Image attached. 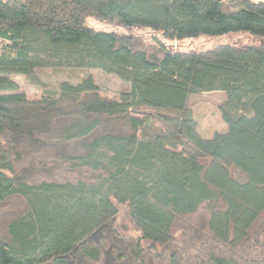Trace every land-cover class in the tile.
Masks as SVG:
<instances>
[{
  "label": "trees",
  "instance_id": "obj_1",
  "mask_svg": "<svg viewBox=\"0 0 264 264\" xmlns=\"http://www.w3.org/2000/svg\"><path fill=\"white\" fill-rule=\"evenodd\" d=\"M90 18L257 43L174 51ZM55 67L131 91L107 98L88 77L31 100L10 78ZM206 93L225 96L211 139L189 110ZM0 264H264V1L0 0Z\"/></svg>",
  "mask_w": 264,
  "mask_h": 264
},
{
  "label": "rangeland",
  "instance_id": "obj_2",
  "mask_svg": "<svg viewBox=\"0 0 264 264\" xmlns=\"http://www.w3.org/2000/svg\"><path fill=\"white\" fill-rule=\"evenodd\" d=\"M260 2L264 0H253ZM87 24L97 30L116 32L119 34L133 35L147 45H155L153 39L157 37L164 42L166 46L171 47L174 51H210L224 45H250L257 43V40L250 37L247 33L229 34L218 38L198 37L186 39L181 42H169L163 39L161 34H154L150 31L139 29L120 28L115 25L100 22L95 19H88ZM36 80L29 81L24 76H11L10 78L19 85V92L25 94L29 99H39L45 92H58L60 85L68 82L77 85L86 78L92 77L99 87L100 94L111 99H120L124 94L131 91V84L120 78L107 74L96 69H70V68H50L36 70L34 73ZM225 96L222 93H210L195 95L190 100L189 110L198 125V132L204 139H211L217 133H226L227 125L222 119L219 105L224 102ZM205 211L188 220L189 224L196 226L205 220ZM116 224L120 228H127L133 232L128 219L127 210L124 207L119 209L116 218ZM177 234V235H176ZM176 236H180L177 230ZM177 240V238H176ZM178 241V240H177Z\"/></svg>",
  "mask_w": 264,
  "mask_h": 264
}]
</instances>
